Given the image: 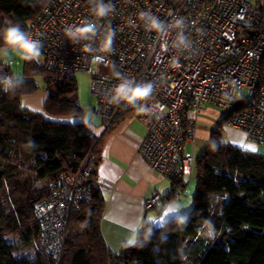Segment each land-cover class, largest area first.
Segmentation results:
<instances>
[{"label":"built area","instance_id":"1","mask_svg":"<svg viewBox=\"0 0 264 264\" xmlns=\"http://www.w3.org/2000/svg\"><path fill=\"white\" fill-rule=\"evenodd\" d=\"M109 2V0H105ZM112 11L96 20L89 0H51L30 23L28 31L43 43L45 82L90 78L91 95L107 127L133 113L144 124L146 136L138 156L162 176L174 180L196 173L199 109L203 103L232 116L226 125L245 132L248 140L264 144V14L252 0H110ZM150 13L169 27L149 31L141 13ZM89 19L115 33L110 53L81 52L64 36L70 25ZM176 19L185 21L183 36L190 47H177ZM7 20H5L6 22ZM167 46V50L164 46ZM94 55L102 59L97 62ZM0 73L13 75L0 63ZM119 77L154 82L145 102L150 114H139L123 103L109 102ZM5 93L0 92V100ZM191 144L192 152L187 146ZM86 156L76 173L55 178L50 194L36 207L39 244L59 260L66 242L73 208L100 187L95 161ZM180 193L176 192L175 196ZM164 197L154 191L146 208Z\"/></svg>","mask_w":264,"mask_h":264},{"label":"trees","instance_id":"2","mask_svg":"<svg viewBox=\"0 0 264 264\" xmlns=\"http://www.w3.org/2000/svg\"><path fill=\"white\" fill-rule=\"evenodd\" d=\"M50 1L0 0V28L7 20L28 31ZM257 3L264 14V4ZM24 75L23 85L0 100V264H264V154L228 143L221 129L211 133L196 159V188L186 228L169 220L166 240L161 226H155L150 240L146 232L141 236L142 246L112 253L101 232L106 200L95 187L71 212L60 259L47 254L39 244L37 204L50 194L55 178L76 173L88 155L94 158L97 175L105 137L127 114L100 137L79 123L59 121L82 113L71 79L46 82V115L27 111L21 107L22 98L36 93L35 77L47 73L44 65L32 61L25 62ZM231 116L232 112L225 114L217 125ZM208 219L219 233L214 241L200 234ZM143 225L153 226L148 221ZM33 245L30 252L24 251ZM22 251L27 256L14 257Z\"/></svg>","mask_w":264,"mask_h":264},{"label":"crops","instance_id":"3","mask_svg":"<svg viewBox=\"0 0 264 264\" xmlns=\"http://www.w3.org/2000/svg\"><path fill=\"white\" fill-rule=\"evenodd\" d=\"M260 3L264 4L261 0ZM26 102L29 107L39 109L40 111L37 113L46 115L43 100H38V105L34 99L26 100ZM72 118H59V121L78 123ZM223 127V137L228 143L249 152L264 154V144H256L248 140L245 132L239 129L226 124ZM107 128L104 123L101 133L96 134L97 131L99 132L96 130L92 134L100 137ZM145 136L144 124L135 114L130 113L107 133L102 145L101 158L97 167L100 189L106 200L101 232L108 250L115 254L120 253L125 246H130L127 244V240L130 235L129 229L134 224L138 222L143 224L144 221H148L154 226L160 227L161 221L156 217L160 216L162 206L169 201L181 204L183 214H187L192 208L193 194L189 192V184L186 182V177L189 176H184L177 181L170 180L153 171L144 159L138 156ZM198 144L200 147L206 148L208 139L201 140L200 138ZM154 191L161 194L164 200L156 206L146 208L145 201ZM176 192L180 193L178 197L175 196ZM174 218V216H170L168 221Z\"/></svg>","mask_w":264,"mask_h":264},{"label":"clouds","instance_id":"4","mask_svg":"<svg viewBox=\"0 0 264 264\" xmlns=\"http://www.w3.org/2000/svg\"><path fill=\"white\" fill-rule=\"evenodd\" d=\"M90 14L96 20L107 17L112 11V6L105 0H89ZM142 19L146 21V28L149 31L164 33L169 27L160 21L156 16L150 13H141ZM174 27L178 31L177 47L187 49L190 47L187 39L183 36L186 27L183 19H176ZM65 38L73 45L81 44V52L86 54L92 53H110L114 43L115 33L111 29H101V26L93 20L85 19L76 25H70L64 30ZM43 43L40 39L34 38L19 23L6 21L5 26L0 28V57L7 56L9 50L14 52L21 60L25 62L38 61L42 54ZM167 50V46H164ZM93 59L99 62L102 57L94 55ZM119 83L111 90L108 97L109 102L120 104L123 103L135 109L139 114H150L152 109L145 103L154 91V82H137L127 77H119ZM23 85V81L15 76L0 73V92L5 94L15 93ZM72 119L89 129L94 127L95 114L91 111H85L77 114ZM31 145V142H29ZM34 146V145H31ZM219 199V197H217ZM175 218L171 223L177 227L186 228L191 222V216L183 214V206L176 201H169L162 206L160 216L156 217L161 221L159 231L164 233V239L167 236L168 217ZM130 235L127 244L130 246H142L141 236L147 233V239L157 232L156 227L145 228L142 223H136L129 229ZM202 237L208 240H215L219 233L214 222L210 219L203 221L200 228Z\"/></svg>","mask_w":264,"mask_h":264},{"label":"rangeland","instance_id":"5","mask_svg":"<svg viewBox=\"0 0 264 264\" xmlns=\"http://www.w3.org/2000/svg\"><path fill=\"white\" fill-rule=\"evenodd\" d=\"M254 3L257 2V0H252ZM262 3H264V0H261ZM44 58L40 57L38 61H36L37 64L44 65ZM0 63L7 65L12 72L13 75L19 77L21 80L27 78L24 75V65L25 61L21 60L14 52L9 50V53L7 56L0 57ZM35 80L39 86V89L36 93L32 95H27V99L22 98L21 100V107L24 108L27 111L31 112H38L39 109H35L33 107H29L26 100H35L36 105L39 104L38 100H43V102H46L49 94V89L47 86V83L45 82L44 76H38L35 77ZM76 85H77V94H78V100L79 104L82 108V112L85 111H91L95 114V121H94V127L90 129L91 132L101 133L104 126V120L98 113V105L97 100L94 96L91 95L90 91V78L88 75L84 73H80L76 77ZM35 107V106H34ZM226 113V111L221 110L219 108L213 107L209 104L203 103L202 106L199 109V127L197 131V143H196V149H195V158L204 151L205 147H200L198 144V140H206L209 139L211 133L216 129L224 130L223 125L218 126L217 122L221 119L223 114ZM99 136V135H98ZM188 152H192L193 147L191 144L187 146ZM186 182L189 184L188 190L191 194H194L195 188H196V179L195 176L193 177H186ZM35 245L29 248H25L24 251L27 253L30 252ZM23 251L21 253H14V257L19 258L22 256H27Z\"/></svg>","mask_w":264,"mask_h":264}]
</instances>
